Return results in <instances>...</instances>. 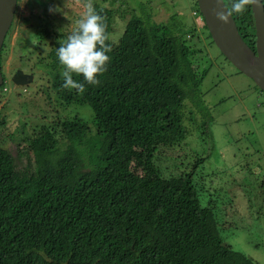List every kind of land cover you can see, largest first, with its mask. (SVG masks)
<instances>
[{
  "label": "trees",
  "instance_id": "obj_1",
  "mask_svg": "<svg viewBox=\"0 0 264 264\" xmlns=\"http://www.w3.org/2000/svg\"><path fill=\"white\" fill-rule=\"evenodd\" d=\"M78 1L85 9L71 14L74 22L89 2ZM106 1L91 3L104 18L110 61L98 85L73 75L84 91L62 87L56 51L72 31L63 35L56 17L37 15L36 35L51 44L41 67L52 76L60 106H90L93 123L59 111L51 118L53 109L41 107L33 123L32 116L26 121L28 163L0 139V264H258L228 242L221 206L228 201L220 194L215 204L201 197L193 175L197 166L170 176L156 160L190 135L188 100L204 101L200 86L209 68L200 74L194 58L205 52L188 41L198 40L200 31L213 40L197 0L190 3L191 25L180 10L155 22L145 0L128 17ZM225 2L230 8L232 0ZM34 14V6L18 0L19 20ZM233 17L255 49L251 3ZM115 19L121 20L120 39L113 38ZM41 92L49 105L51 91ZM260 181L264 196V175Z\"/></svg>",
  "mask_w": 264,
  "mask_h": 264
},
{
  "label": "rangeland",
  "instance_id": "obj_2",
  "mask_svg": "<svg viewBox=\"0 0 264 264\" xmlns=\"http://www.w3.org/2000/svg\"><path fill=\"white\" fill-rule=\"evenodd\" d=\"M27 1L22 0V6H34L35 14L27 22L18 20L19 16L16 15L1 51L2 64L4 66L5 62V68L9 69L13 63H21L27 72L33 68L35 79L26 86L7 82L4 93L0 88V122L4 121L0 125V139L5 141L6 148L12 154L21 156L25 163L31 158L26 141L29 128L26 121L32 116L33 123V116L40 114L41 107L53 109L48 115L51 118L53 112L59 111L60 115H79L87 119L90 125L93 123L90 106H60L52 87V76L48 78L47 69L41 67L50 47L44 49L46 41L35 31V26L41 24L38 16L44 14L56 17L60 29L66 30L64 24L68 22L69 29L70 26L76 27V22L70 18L71 14L83 13L85 4L78 0H36L37 5H29ZM107 1L106 7H115L124 17H128L143 0ZM192 1L145 0L144 3L156 13L155 22H166L175 10H180L186 24L191 25L194 20L190 7ZM175 3L177 7L173 8ZM53 7L61 10L50 13L49 8ZM115 23L117 28L113 38L120 39L123 32L120 30L121 20L115 19ZM200 32L198 40L191 39L188 43L205 52L194 58L200 74L209 68L200 86L199 96L202 95L204 101L197 105L188 100L185 123L190 135L181 144L165 148L157 156V164L163 173L170 176L181 173L183 169L191 171L197 166L193 175L201 197L212 199L215 204L214 197L220 194L228 201L221 203L225 212L224 226L227 227L225 235L229 238L228 242L253 257L258 264H264V210L261 211L264 209V196L258 193V183L264 175V96L255 82L239 72L215 43H211L207 32ZM10 75L11 72H6L7 78ZM41 91H51L52 102L49 105H45V95ZM247 163L250 165L247 166ZM233 195L236 196L235 201ZM233 227L238 228H235L234 233Z\"/></svg>",
  "mask_w": 264,
  "mask_h": 264
},
{
  "label": "water",
  "instance_id": "obj_3",
  "mask_svg": "<svg viewBox=\"0 0 264 264\" xmlns=\"http://www.w3.org/2000/svg\"><path fill=\"white\" fill-rule=\"evenodd\" d=\"M213 42L226 59L241 73L251 78L264 92V6L251 2L255 21L256 47L253 49L242 37L234 17L226 23L217 19V13L227 11L225 0H197ZM18 9V0H0V54L13 25ZM35 79L33 73L18 69L11 81L17 86H26ZM5 83L0 59V88Z\"/></svg>",
  "mask_w": 264,
  "mask_h": 264
},
{
  "label": "clouds",
  "instance_id": "obj_4",
  "mask_svg": "<svg viewBox=\"0 0 264 264\" xmlns=\"http://www.w3.org/2000/svg\"><path fill=\"white\" fill-rule=\"evenodd\" d=\"M107 2L109 3L106 1L105 4ZM251 2L264 6V0H232L231 7L227 11L217 13V19L226 23L233 14H244ZM86 8V13L78 19L71 34L67 35L66 42L56 51L58 61L64 69L62 87L69 90L84 91V83L74 80V74L82 76L83 81L89 85H98L99 77L106 72L110 61L108 53L112 48L106 43L108 37L104 18L96 11L91 0ZM57 11H60L58 7L49 8L50 13ZM59 31L64 35V28Z\"/></svg>",
  "mask_w": 264,
  "mask_h": 264
},
{
  "label": "flooded vegetation",
  "instance_id": "obj_5",
  "mask_svg": "<svg viewBox=\"0 0 264 264\" xmlns=\"http://www.w3.org/2000/svg\"><path fill=\"white\" fill-rule=\"evenodd\" d=\"M16 18V17H15ZM19 20V19H18ZM64 27L66 28V30H68L69 29V22L68 23H65L64 24ZM75 28V27H74ZM73 27H71L70 26V29L68 30V32L66 31V30H64L65 32H67V33H69V31H72L73 29H74ZM10 36V35H9ZM51 44H49V42H46V45L44 46V49H48V47L50 46ZM0 59H1V67H2V73H3V76H4V80H5V83H7V82H10L11 81V77H12V75L16 72V70H18V69H23L22 68V66H21V63H13V66L11 67V68H9V69H7V68H5V62H4V66H3V64H2V54H0ZM34 66H35V64H34ZM25 70V69H24ZM31 70L33 71V68H31ZM32 71H26L25 70V72H27V73H33L34 74V72H32ZM6 72H11V75H10V77H8L7 78V76H6ZM35 75V74H34Z\"/></svg>",
  "mask_w": 264,
  "mask_h": 264
}]
</instances>
